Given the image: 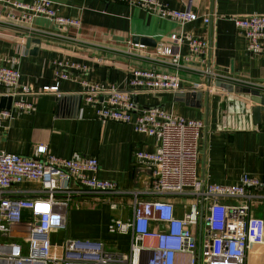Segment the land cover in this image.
<instances>
[{"label": "crops", "instance_id": "0c3cea01", "mask_svg": "<svg viewBox=\"0 0 264 264\" xmlns=\"http://www.w3.org/2000/svg\"><path fill=\"white\" fill-rule=\"evenodd\" d=\"M52 1L59 14L80 18L81 28L62 32L52 20L42 17L31 26L0 24V64L16 60L20 81L30 88L28 93L20 89L17 98L33 103L30 110L12 109V117L0 127V150L38 158L44 156L38 147L46 145L49 153L64 158L95 156L98 177L115 181L127 192L75 195L67 212L66 235L102 241L112 253H128L131 234L112 231L111 221L132 216L136 193L140 198L152 197L146 193L152 168L137 162L135 154L154 151L159 143L154 136L135 131L132 124L100 120L96 105L85 100V80L129 90L139 107H160L202 120L199 177L210 183L236 184L244 173L257 175L262 184L249 189L252 213L264 218V108L261 123L255 124L251 94L218 85L223 82L255 88L264 95V55L248 50L244 33L232 20L234 15L264 14V0H165L180 10L190 6L201 16L188 23L160 18L119 0ZM7 10L8 6L0 2V13ZM205 16L211 18L208 24L204 23ZM187 32L207 38L211 48L204 66L182 60L178 69L182 90L177 92H200V96L180 98L174 91L129 84V73L134 69L176 72L172 57L157 54L158 45L169 44L173 33ZM143 37L154 40L156 46L142 44ZM29 47H36L37 54H31ZM173 49L177 52L180 48L173 44ZM181 52L185 55L188 47L182 46ZM58 61L70 63L69 78L56 75ZM207 66L235 79H215L195 69ZM55 85L59 86L57 91L43 89ZM3 92L0 87V96ZM102 99L103 94H99ZM21 187L39 188L40 184L25 182ZM190 201L175 198V214L183 217ZM228 203L236 200L229 199ZM258 250L250 254L249 264H264L260 252L264 246Z\"/></svg>", "mask_w": 264, "mask_h": 264}, {"label": "built area", "instance_id": "2783aa9c", "mask_svg": "<svg viewBox=\"0 0 264 264\" xmlns=\"http://www.w3.org/2000/svg\"><path fill=\"white\" fill-rule=\"evenodd\" d=\"M119 1L181 23L201 17L190 6L180 10L165 0ZM0 2L9 8L5 14L0 13L3 25L31 26L42 17L52 20L62 32L82 26L80 18L59 14L52 0ZM203 20L208 24L211 18L205 16ZM232 20L244 33L248 50L264 55V14L234 15ZM170 40L169 44L158 45L157 54L172 57L177 71L134 69L128 77L132 87L177 92L182 90L178 73L182 60L200 66L208 63L211 46L207 38L187 32L173 33ZM173 44L179 46L177 52ZM184 45L188 47L185 55L181 52ZM56 64V75L69 78L70 63ZM195 69L215 79H235L212 71L210 66ZM20 79L16 60L0 64L2 95L12 96L10 108L0 107V127L12 117L13 108H33L32 102L17 98L20 89L30 92ZM83 84L85 100L96 105L100 120L132 124L135 131L154 136L159 142L154 151L139 150L135 154L137 162L152 168L153 178L146 191L152 197L140 198L136 193L132 216L111 221L112 231L131 234L130 251L112 253L102 241L69 238L64 239L61 254L54 255L51 233L67 229V212L75 195L127 192L115 181L98 177L95 156L64 158L40 145L38 151L44 156L38 158L0 150V264H249L250 254L264 246V218L252 213L249 194L250 188L262 184L261 179L244 173L236 184L206 182L198 175L202 120L160 107H139L131 91L116 84L106 86L87 80ZM43 89L57 91L59 86ZM99 94H103L102 100ZM25 182H38L40 187H21ZM177 197L191 200L183 217L175 214ZM229 199L236 203H228Z\"/></svg>", "mask_w": 264, "mask_h": 264}, {"label": "water", "instance_id": "95a60500", "mask_svg": "<svg viewBox=\"0 0 264 264\" xmlns=\"http://www.w3.org/2000/svg\"><path fill=\"white\" fill-rule=\"evenodd\" d=\"M35 42H39L40 39L38 38H32ZM31 40V39H30ZM140 41L142 44L145 45H153L156 46V42L148 37L140 38ZM31 54L36 55L38 49L36 47H29ZM218 85L225 87L226 89H229L230 91H243L251 94V103H252V114H253V120L255 124L261 123L262 119V110L264 108V95H261L260 91L255 88H242L241 86H235L231 83H223L218 82ZM197 93V94H196ZM200 96V92H176V96L180 98H188L189 96ZM186 101V100H185ZM188 102V101H186ZM12 104V96H0V107H7L10 108ZM161 228L163 229L164 226L162 225ZM264 258V257H263Z\"/></svg>", "mask_w": 264, "mask_h": 264}, {"label": "rangeland", "instance_id": "374dc122", "mask_svg": "<svg viewBox=\"0 0 264 264\" xmlns=\"http://www.w3.org/2000/svg\"><path fill=\"white\" fill-rule=\"evenodd\" d=\"M65 231V230H64ZM64 231H54L51 237V244L54 255H60L64 244V239H69Z\"/></svg>", "mask_w": 264, "mask_h": 264}]
</instances>
